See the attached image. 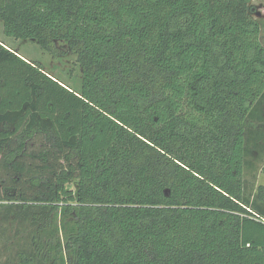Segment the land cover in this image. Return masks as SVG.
Here are the masks:
<instances>
[{"label": "trees", "instance_id": "trees-1", "mask_svg": "<svg viewBox=\"0 0 264 264\" xmlns=\"http://www.w3.org/2000/svg\"><path fill=\"white\" fill-rule=\"evenodd\" d=\"M249 2L0 0L6 37L81 67L75 90L0 40V264H264Z\"/></svg>", "mask_w": 264, "mask_h": 264}, {"label": "rangeland", "instance_id": "rangeland-1", "mask_svg": "<svg viewBox=\"0 0 264 264\" xmlns=\"http://www.w3.org/2000/svg\"><path fill=\"white\" fill-rule=\"evenodd\" d=\"M249 4L252 8L251 15L259 24V38L264 47V0H250ZM0 40L6 46L22 55V57L40 64L46 72L55 76L67 86L75 90L80 89L81 67L76 60V54L72 52L66 42L57 41L54 43V53H50L43 49L35 40L6 37L2 33V27H0ZM254 184L255 187L259 184H264V163L259 166ZM67 186L71 190H75L72 182L67 184Z\"/></svg>", "mask_w": 264, "mask_h": 264}, {"label": "crops", "instance_id": "crops-1", "mask_svg": "<svg viewBox=\"0 0 264 264\" xmlns=\"http://www.w3.org/2000/svg\"><path fill=\"white\" fill-rule=\"evenodd\" d=\"M20 55V54H19ZM21 57H22V55H20ZM22 58H24V57H22ZM24 59H26V58H24Z\"/></svg>", "mask_w": 264, "mask_h": 264}]
</instances>
